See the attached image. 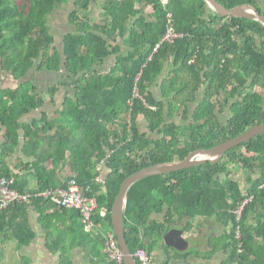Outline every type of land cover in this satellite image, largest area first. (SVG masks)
Wrapping results in <instances>:
<instances>
[{
  "label": "trees",
  "instance_id": "1",
  "mask_svg": "<svg viewBox=\"0 0 264 264\" xmlns=\"http://www.w3.org/2000/svg\"><path fill=\"white\" fill-rule=\"evenodd\" d=\"M69 1L0 0V69L18 83L15 88L0 87V133L5 130L0 180L11 181L19 193L28 192V178L14 174L4 161L23 137L24 154L35 158L24 168L34 173L38 191L64 188L60 164L68 163L69 180L90 189L87 195L98 200L96 221L107 233L113 230L111 211L126 180L156 165L184 161L194 151L210 150L264 124V97L249 89L252 85L264 90V26L221 19L203 0H169L168 6L164 0H104L103 19L96 21L90 17L94 0H76L77 10L69 16L75 29L64 36L59 49L49 21ZM216 1L228 10L251 5L264 16V1L263 6L257 0ZM144 5L154 8L152 21ZM170 13L177 32L189 37L161 45L148 62L167 33ZM110 57L113 66L105 69ZM168 64L172 69L164 77ZM34 69H64V78L48 89L51 102L62 87L73 90L54 121L42 111L31 124L23 122L45 104L30 79ZM156 87L161 96L155 94ZM227 108L232 116L223 122L219 114ZM141 118L148 130L141 128ZM104 162L105 186L97 183ZM236 167L249 174L246 194L234 180ZM247 201L241 220L244 250L239 252L234 212ZM31 206L68 213L34 198L0 214V229L15 224L19 217L10 218L13 211L24 214ZM74 216L82 233L100 246L98 255L105 264H116L106 250L103 253L104 236L85 233L79 214ZM195 218L232 225L226 264H264V134L232 149L216 164L206 162L135 185L124 213L127 241L133 254L140 248L152 253L179 222Z\"/></svg>",
  "mask_w": 264,
  "mask_h": 264
},
{
  "label": "crops",
  "instance_id": "2",
  "mask_svg": "<svg viewBox=\"0 0 264 264\" xmlns=\"http://www.w3.org/2000/svg\"><path fill=\"white\" fill-rule=\"evenodd\" d=\"M147 6V17L152 21L155 10L152 6ZM143 6V7H144ZM104 16V0H94L90 17L96 21H101ZM171 66L168 64L164 77L170 74ZM3 73V70H0ZM4 76V75H2ZM10 82L11 75H8ZM13 79V78H12ZM12 83V82H11ZM162 83V82H161ZM16 85L18 86L17 82ZM6 86V88L17 87ZM51 87V86H50ZM49 89V88H48ZM40 92V89H39ZM154 92L161 96V88L156 87ZM69 88L62 87L56 94L54 102L51 97L43 94L45 104L39 111L26 116L23 122L31 124L35 119L41 117L45 111L50 120H56L62 110V104ZM61 100V101H60ZM60 101V102H59ZM59 102V103H58ZM146 126L148 122L145 118L140 119V126ZM145 131V130H144ZM5 142V130L0 133V146ZM25 140H21L20 146L15 153L4 159L10 170L24 178H28L30 184L26 191H38V181L34 173L24 168L25 165L34 162L33 156L24 154ZM33 153V150H30ZM51 168V164H47ZM105 179L108 172L103 171ZM72 177L68 163L60 164V179L62 184H66ZM74 211L62 212L57 209H39L31 206L25 213L13 211L10 218L19 217L15 224L0 229V264L17 263L18 260L12 259L15 255L20 264H105L104 258L98 255L99 245L91 242L84 233L80 223H75ZM8 217V216H6ZM155 219L162 220L156 216ZM191 224V228L187 225ZM183 233L184 244L182 248H177L167 243L164 238L152 248V254L161 264H226L230 255L229 236L231 235L232 225L219 222L217 219L195 218L184 219L179 222L172 230ZM167 235V234H166ZM31 237L28 243L23 242ZM22 240V241H20ZM105 252V247L103 250ZM237 264V263H235Z\"/></svg>",
  "mask_w": 264,
  "mask_h": 264
},
{
  "label": "built area",
  "instance_id": "3",
  "mask_svg": "<svg viewBox=\"0 0 264 264\" xmlns=\"http://www.w3.org/2000/svg\"><path fill=\"white\" fill-rule=\"evenodd\" d=\"M169 3V0L163 1L164 6H168ZM168 21L167 33L162 42L155 47L148 62L153 59L154 54L158 52L161 45L165 43L174 44L177 40L189 37L188 34L177 32L171 13L168 15ZM105 167L106 165L104 162L98 168L100 176L98 177L97 183L103 186L106 185V179L103 175ZM87 192H90V189L81 186L75 179H71L66 183L64 188L44 192L37 191L35 194H22L12 189L11 181L2 179L0 180V214L5 213L16 203L30 204L34 198L51 201L59 209L78 213L85 233L103 235L106 245L105 250L108 253V257L116 264H126L124 250H122L114 230H109L107 233H104L102 231V225L96 221V214L99 211V203L96 198L87 195ZM247 204L248 201L241 204L239 209L234 212L235 217H237L236 240L239 252H243L244 250L241 220ZM106 216L107 212H103L102 217L106 218ZM134 256L140 264H161L152 253L144 248H140Z\"/></svg>",
  "mask_w": 264,
  "mask_h": 264
},
{
  "label": "water",
  "instance_id": "4",
  "mask_svg": "<svg viewBox=\"0 0 264 264\" xmlns=\"http://www.w3.org/2000/svg\"><path fill=\"white\" fill-rule=\"evenodd\" d=\"M203 1L221 19H242L257 22L264 26V16H262L254 6L244 5L234 10H228L216 0ZM261 134H264V124L254 126L240 137L228 141L222 145L216 146L210 150L199 149L194 151L190 153L184 161L156 165L147 168V170L142 171L126 180V182L121 186V191L116 198L111 211L113 230L119 240L122 250H124L125 263L138 264V261L136 260L127 241L124 221V213L128 203V195L135 185L149 178L166 176L189 170V168L204 164L206 162L216 164L221 161L229 151ZM182 236L183 233L181 231L174 229L165 236V239L168 244L177 248H182L181 244H184L185 242Z\"/></svg>",
  "mask_w": 264,
  "mask_h": 264
},
{
  "label": "rangeland",
  "instance_id": "5",
  "mask_svg": "<svg viewBox=\"0 0 264 264\" xmlns=\"http://www.w3.org/2000/svg\"><path fill=\"white\" fill-rule=\"evenodd\" d=\"M75 1L76 0H70L67 5L58 9L54 13V15L50 17L49 26L51 29V33L55 37L56 45L59 49H62L64 36L67 33L74 31V29H75V25L69 22L70 14H72L73 11L77 10V8L74 5ZM257 1H258L259 5L263 6L264 0H257ZM113 63H114V59H113V57H110L109 59H107L104 68L110 69L113 66ZM3 73H4V71H3ZM64 73H65L64 69L60 70L59 73H51V71H38V70L34 69V70H32L30 79L34 80V82L39 86L40 92L42 94H46L48 92V88L50 86H54V85L60 83V81L65 76ZM2 75H4V76H2ZM8 75L2 74V71H0V87H3V88H6V86L14 87L13 83L16 85V82L12 78H11L12 83L9 81L10 79L8 78ZM249 89L251 91L258 92L259 94H261L264 97V90L261 87H254V86L250 85ZM69 91L71 93H73V90H71L70 88H69ZM219 116H221V119L223 122L227 121L232 116L231 109L227 108L222 114H219ZM141 128L143 130H146V126H144V125H142ZM105 172H107V167L104 168V173ZM233 173H234L233 174L234 180H236L238 183H240V186H241L243 192L246 194L249 190V185L247 183V178H248L249 174H247L243 170V168H241V167L234 168ZM36 192L37 191L25 192L24 194H31V193L35 194ZM159 218H161V217H159ZM12 259L18 260V264H20L19 259L16 258L15 255L12 257ZM10 263L11 264H17L15 262L12 263V261Z\"/></svg>",
  "mask_w": 264,
  "mask_h": 264
}]
</instances>
